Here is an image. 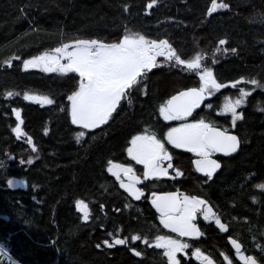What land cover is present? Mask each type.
I'll use <instances>...</instances> for the list:
<instances>
[{
    "label": "trees",
    "instance_id": "obj_1",
    "mask_svg": "<svg viewBox=\"0 0 264 264\" xmlns=\"http://www.w3.org/2000/svg\"><path fill=\"white\" fill-rule=\"evenodd\" d=\"M150 2L0 0V244L22 264H159L151 254L139 258L132 246L103 244L112 242V220L132 235L156 228L146 202L132 211H112L109 162L123 151L125 125L113 130L111 119L78 141L82 130L66 112L78 75L60 78L59 72L24 67V61L79 39L111 44L130 33L168 40L185 60L198 52L217 58L212 69L220 83L255 79L261 85L242 108L243 147L211 185L210 196L230 224L229 235L264 264V195L258 203L251 200L254 184L264 183V0H216L229 7L211 15L212 0H158L148 8ZM221 46L225 55L217 52ZM151 75L150 95L136 102L147 114L168 94L201 84L199 75L181 70ZM232 91L223 90L217 105ZM25 94L47 96L53 104L39 105ZM14 110L22 111L20 138L13 131L19 123ZM79 200L91 209L89 221L76 207ZM206 233L211 239L203 240L204 251H231L215 226Z\"/></svg>",
    "mask_w": 264,
    "mask_h": 264
},
{
    "label": "snow or ice",
    "instance_id": "obj_2",
    "mask_svg": "<svg viewBox=\"0 0 264 264\" xmlns=\"http://www.w3.org/2000/svg\"><path fill=\"white\" fill-rule=\"evenodd\" d=\"M157 2L158 0H151L147 7L152 8ZM228 7L226 3H217L216 0H212V6L208 9V14L211 15L218 9H227ZM219 43L223 45L226 41L221 40ZM157 57H164L167 61H175V64L182 65L190 71H197L201 82L199 88L181 91L160 107V114L165 120H184L192 115L194 109L200 106L206 93L210 96L222 88L229 86L237 88L239 84L244 83L243 80H237L230 85L220 83L211 68L202 67L201 55L197 54L193 59L186 61L177 54L168 40H149L139 33L125 35L119 42L111 44L96 39H79L73 44H64L62 47L56 48L54 53L46 52L32 60L24 61V67L28 69L29 67L43 65V70L47 72L58 71L61 74H78L80 78L79 88L68 97L71 101L72 123L80 125L84 129H93L106 124L121 101L130 94V90L140 84L141 79L148 71L158 67ZM15 59H19V57H15ZM61 59L66 60L67 63L62 64ZM248 83L261 87L255 79L248 81ZM239 94V98L235 101L229 100L224 105V112L231 113L233 127H235L237 121L243 119L242 113L237 112V109L245 102L246 97L251 95V92L240 88ZM8 95L11 96L12 93L9 92ZM24 99L41 105L53 103V100L47 96L25 94ZM260 110L264 111V108ZM14 112L19 124L13 131L16 133L17 138H20L22 135L20 126L23 121L20 112L18 110H14ZM84 135V132L79 133L77 140L79 141V138ZM166 141L175 148L186 149L200 157L194 162L196 169L203 172L209 179L220 168V164L211 159L212 153L219 152L230 155L235 153L240 146V140L237 136L231 135L227 130H221L213 124L206 123L203 119L195 123H185L179 127L171 128L166 134ZM27 142L32 145L31 137H28ZM32 151H37L34 145ZM127 151L133 160L144 166V180L168 176V169L173 168L172 156L165 148V144L154 133L133 137L131 146ZM163 161L169 162L166 167L162 166ZM27 163L31 164L33 161L29 159ZM109 163L111 166L108 171L115 175L117 179H120V172L128 176L129 183L125 184L121 181V187L139 200L143 196V192L136 187V184L141 181L139 177L135 176L133 169L112 164L111 161ZM182 175L183 173L176 169L175 177L172 178ZM14 183L12 180L8 181L9 186H13ZM258 187L264 189V185H258ZM152 195L154 197L152 203L160 212L161 223L165 228L178 233L179 236L199 237L202 235L196 224L193 223L198 212H202L205 219H209L210 216L214 217L219 228L222 231H227V226L221 223L210 207H206L207 202L202 199L187 195L181 198L177 193L164 195L153 193ZM201 206H205L206 210L202 209ZM76 207L83 213V219L88 220V205L79 200L76 202ZM132 239L139 240L141 237L133 236ZM230 242L239 253L241 250L240 244L234 239ZM126 243V239L120 238H115L111 243L108 240L103 241V244L108 248ZM96 247L99 248L101 245L97 244ZM155 247L165 249L163 255L168 258L169 264H179L176 253L188 248L189 245L177 239L158 236ZM7 255L5 246L0 245V256ZM135 255L139 256L141 253L137 251ZM196 255L197 257L202 255L199 249L196 250ZM8 259L11 260V257H8ZM203 259L207 264H213L209 257L204 256ZM240 259L244 261V264H257L255 258L250 256H241ZM225 260H228V257H225ZM12 264H15V261H12ZM229 264H231V261H229Z\"/></svg>",
    "mask_w": 264,
    "mask_h": 264
},
{
    "label": "flooded vegetation",
    "instance_id": "obj_3",
    "mask_svg": "<svg viewBox=\"0 0 264 264\" xmlns=\"http://www.w3.org/2000/svg\"><path fill=\"white\" fill-rule=\"evenodd\" d=\"M64 61L66 62V60ZM164 63L165 61H162V59L157 60L158 67L153 68L151 71H148L146 75L141 79L140 84H138L136 87L130 90V94L127 96V98L121 101L116 111L112 114V117L106 123L108 124L112 119L113 130L116 127L125 125V128L129 131L121 155L113 157L112 164L131 167L133 169V173L135 174V176L139 177L141 181L140 183L136 184V187L141 189V191L143 192V196H141L139 200L135 199L134 196H132L125 188L121 187V181H123L125 184L129 183L128 176H125L123 172H120V179H117V177L110 172V174L112 175V203H113L112 211H115V209L117 208H119V210L124 209V210L132 211L133 209L137 208L139 205H143L146 202L148 205L151 206L156 217V219L154 220V223L156 224V228H153L150 231L144 230V233L142 232L140 234H138L137 232V234L134 235H132L131 232L125 231V229L122 226L115 225L114 220H112V234L109 235L110 239H112V241L115 238L127 240L126 244L116 245L112 248H115L117 246L118 247L132 246L133 250H135L133 252L138 251L141 253V255L138 256L139 258L148 259L151 254V257L153 256L156 260H158L159 264H169L168 258L163 255L165 249L155 247L156 238L158 236H165V237H170L172 239L180 240L182 243H187L189 245L188 248L176 253V259L179 261V264H207V262L204 261L203 259L204 256L209 257L213 261V264H229V261H231V264H244V261L240 259L241 256L244 257L250 256L257 259L256 255L251 252L250 248H249L250 250L245 248V245L243 244L242 241L229 235L230 224L229 222H226L223 219L215 203L213 202L212 197L210 196L211 185L217 180L218 176H220V174L226 170L228 164L231 162V160H233L237 156V154L241 151L243 147V135L239 128V124L241 120L237 121L235 127H233L232 117H230V114L224 112V108H222L221 103L217 105L219 101V94L221 92L219 94L214 93L209 97L206 93V101L201 103L200 106L195 109L192 115L184 120H165L163 116H161L159 111L160 107L166 104V102L172 96L187 89L199 88L200 85L194 87H183L182 89L174 93H170L167 96L158 100L155 103L156 106L152 109V111L149 114L143 113L146 110H142L141 108H138L136 102L137 99L138 101H141L142 99H145V97H148L150 95L151 86L149 80L153 76L151 75V73H153L158 69H163L165 71H179L181 69L180 67L179 68L175 67L173 64H164ZM30 69H34V68H30ZM47 73H54V72H47ZM183 73H187V72L183 71ZM195 74H197V72ZM57 77L67 78L66 74H58ZM79 83L80 82L77 81L76 89L79 88ZM168 83L170 84L169 81ZM226 89L227 88H222V92L223 90ZM75 91L77 90H74L72 93L68 94V97L72 95ZM68 97H67L68 108L66 112L67 115L69 116V119L72 122L71 101L68 99ZM209 105H211V107H209ZM18 111L20 112V116H22V111L21 110ZM135 119L139 121L137 123H129L130 120H135ZM201 119H203L206 123L213 124L214 126L220 128L221 130H227L229 134L237 136L238 139L240 140V146L235 153H232L230 155H224L223 153H219V152L212 153L211 159H215L216 161H218L221 164V168L219 169V171H217L212 175L211 179H209L204 173L197 171L194 162L197 159H200V157H198L193 152L187 151L186 149L175 148L171 144H168L166 141V134L171 128L179 127L181 124H185V123H195ZM106 124H103L100 127ZM74 125L77 126L79 129H81L82 132H84L85 134L88 131H91V129H84L80 125L77 124ZM146 133L147 134L154 133L156 137L165 144V148L167 149L168 153L172 156L171 163L173 165V168L168 169V173H169L168 176H161L160 178H150L148 180H144L143 178V173L145 171L144 166L138 164L128 155L127 149L131 146L132 138L137 135H142ZM168 163H169L168 161H163L162 166L166 167ZM176 169L181 171L183 175L180 177L172 178L175 177ZM258 185H264V183L254 184L253 187L254 193H252V198H251L252 202L254 203H258L260 201V194L264 195V189H261L260 187H258ZM153 193H155L156 195L177 193L181 198L187 195L189 197H197L199 199L206 201L207 202L206 207H210L212 209V212L215 213V216L221 219L225 224L229 226V232L224 233L222 230H220L215 223L214 217L210 216L209 219H205L203 213L198 212L196 215V219L193 221V223L196 224L202 235H200L199 237L179 236L178 233H174L169 228H165L164 225L161 223L160 212L157 211L156 207L152 203V200L154 199L152 195ZM201 208L206 210L205 206H201ZM88 211H89V218L86 221H89L91 218V209L89 207H88ZM211 226L213 227L215 226L217 230H219L223 235L227 236L226 241L230 245L231 251L216 250L211 252V251H204L202 249L203 240L211 239V235L206 233ZM133 236H139L141 237V239L133 240L132 239ZM230 238H235L236 240L242 243L243 248L240 250L239 253H237V251H235L232 248L229 242ZM145 241H147V243H145ZM132 244H134V246ZM147 249L148 251L152 250V252L147 253L146 251ZM197 249H199L202 254L200 257H197L196 255ZM225 257H228V260H225Z\"/></svg>",
    "mask_w": 264,
    "mask_h": 264
},
{
    "label": "rangeland",
    "instance_id": "obj_4",
    "mask_svg": "<svg viewBox=\"0 0 264 264\" xmlns=\"http://www.w3.org/2000/svg\"><path fill=\"white\" fill-rule=\"evenodd\" d=\"M219 3V2H218ZM218 10H220V9H218ZM131 34V33H130ZM127 35H129V34H127ZM71 50V49H70ZM218 52V54H226V50L223 48V46H221L220 48H219V51H217ZM197 54H199V55H201V57H202V61H201V63H202V67H208V68H211L212 69V67H213V65L217 62V58H213L211 55H206V54H202V53H200V52H198V53H196L195 54V56L197 55ZM195 56H193L192 58H189V59H187V60H191V59H193ZM158 59H162V61H165V63L164 64H173L175 67H177V68H181L180 70H182V71H185V72H187V73H196L197 71H190V70H188V69H186L184 66H182V65H177V64H175V61H167L164 57H157V60ZM30 60H32V59H30ZM185 60V59H184ZM186 60V61H187ZM61 62L62 63H67V61L65 62L64 61V59H62L61 60ZM30 68H35V69H41V70H43V65H41L40 67H29L28 69H30ZM212 71H213V69H212ZM58 74H61L60 72L58 73ZM78 75V74H77ZM197 75H198V72H197ZM78 77V82H80V78H79V76H77ZM244 81V83H241V84H239L238 86H237V88H232V87H230L229 86V88H231L233 91H232V93L231 94H229V95H225V96H223L222 97V100H221V106H222V108H224V105L229 101V100H232V101H235L237 98H239V89L240 88H244L246 91H249V92H251V94H252V92L253 91H255L257 88H258V86H255V85H252L251 83H248V81H251V80H243ZM171 84V83H170ZM230 85V84H229ZM76 90H78V88L76 89ZM220 92H222V89H220L219 91H215L214 93H217V94H219ZM213 93V94H214ZM212 94V95H213ZM211 96V95H210ZM208 97H209V95H208ZM249 97L250 96H248V97H246V99H245V102L241 105V107H239L238 109H237V112H239V113H241V111H242V108H244V107H246L247 106V104H248V100H249ZM50 99V98H49ZM47 105V104H46ZM230 114V117H232L231 116V113H229ZM21 127V132H22V137L25 135L24 134V129H23V124L20 126ZM94 129H96V128H93V129H91V130H94ZM88 131V130H87ZM85 137V135L84 136H82V137H80L79 139H81V138H84ZM33 146V145H32ZM35 153V152H34ZM33 159H35V155L34 156H32L31 157V160L33 161Z\"/></svg>",
    "mask_w": 264,
    "mask_h": 264
},
{
    "label": "water",
    "instance_id": "obj_5",
    "mask_svg": "<svg viewBox=\"0 0 264 264\" xmlns=\"http://www.w3.org/2000/svg\"><path fill=\"white\" fill-rule=\"evenodd\" d=\"M73 44V43H72ZM188 90V89H187ZM184 91H186V90H184ZM180 93V92H179ZM179 93H177V94H179ZM177 94H175V95H177ZM35 96H39V95H35ZM171 99V98H170ZM206 101V94H205V99L202 101V103L203 102H205ZM36 103V102H35ZM37 104H39V103H37ZM39 105H41V104H39ZM194 111H195V109H194ZM193 111V112H194ZM192 112V113H193ZM215 160V159H214ZM218 162V161H217ZM219 163V162H218ZM220 164V163H219ZM220 168H221V164H220ZM219 168V169H220ZM219 169H217L214 173H216L217 171H219ZM201 173H203V172H201ZM213 173V174H214ZM220 221H221V223L222 224H224V225H226L227 226V231H223L224 233H228L229 232V226L227 225V224H225L221 219H220ZM217 225V224H216ZM217 227L219 228V226L217 225ZM220 229V228H219ZM221 230V229H220ZM236 240L235 238H230L229 239V242L231 241V240ZM237 241V243H239L240 244V246H241V249L243 248V245H242V243L241 242H239L238 240H236ZM230 244H231V246H232V248L236 251V249H235V246L230 242ZM1 245V244H0ZM7 250V249H6ZM7 256H0V264H12V261H15V264H22V263H20L18 260H16L14 257H13V255L7 250ZM8 257H11V260H9L8 259ZM254 258V257H253ZM256 261H257V264H260L259 262H258V260L257 259H255Z\"/></svg>",
    "mask_w": 264,
    "mask_h": 264
}]
</instances>
